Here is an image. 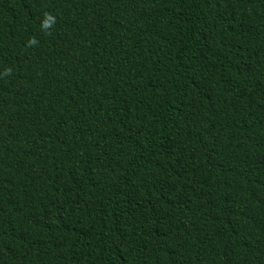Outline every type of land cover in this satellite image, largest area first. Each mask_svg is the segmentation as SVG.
Here are the masks:
<instances>
[{"label": "trees", "instance_id": "16d2710c", "mask_svg": "<svg viewBox=\"0 0 264 264\" xmlns=\"http://www.w3.org/2000/svg\"><path fill=\"white\" fill-rule=\"evenodd\" d=\"M0 264H264V0H0Z\"/></svg>", "mask_w": 264, "mask_h": 264}]
</instances>
